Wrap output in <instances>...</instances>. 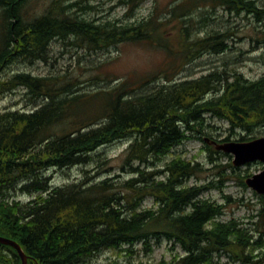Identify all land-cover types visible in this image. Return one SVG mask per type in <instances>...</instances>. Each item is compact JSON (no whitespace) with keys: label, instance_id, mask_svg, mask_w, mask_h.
<instances>
[{"label":"trees","instance_id":"1","mask_svg":"<svg viewBox=\"0 0 264 264\" xmlns=\"http://www.w3.org/2000/svg\"><path fill=\"white\" fill-rule=\"evenodd\" d=\"M31 1L40 5L39 14L25 11ZM85 1L0 0V96L20 86L46 100L29 113L9 109L0 113V236L21 247L27 264H84L101 252L126 251L138 243L150 251V244L162 239L173 242L171 250L178 245L183 255L153 264H215L214 257L226 253L233 263L264 264V249L259 260H249L245 253L253 238L249 230L238 227L234 219L217 220L225 205L200 199L206 187L186 185L198 164L180 156L163 161L171 149L207 134V113L225 121L230 134L239 129L249 135L264 127V74L248 80L239 72L215 69L199 78L175 79L199 55L225 52L229 35L213 31L192 37L190 26L198 20L188 18L187 25L177 26L176 56L170 65L136 80L105 75V86L91 91L75 88L76 77L65 82L26 73L4 77L9 63L45 60L56 39L87 48L97 47L96 41L99 46L126 42L130 36L135 41L152 39V20L123 27L118 40L107 26L80 21L76 11L84 10ZM217 6L264 19V9L253 0H184L181 13L175 14L174 6L164 18ZM158 81L162 82L142 90ZM122 141L128 145L118 168L132 173L123 186L115 185L111 177L98 182L86 177L61 187L47 184L45 170L73 161L100 167L107 159L97 150ZM211 151L218 153L214 147ZM47 187L52 189L47 192ZM12 191L40 194L22 202L9 199ZM148 198L152 206L142 207ZM258 216L259 223L264 222L262 209ZM263 233L259 231L255 241L260 248ZM0 264H21V259L13 247L0 243Z\"/></svg>","mask_w":264,"mask_h":264},{"label":"rangeland","instance_id":"2","mask_svg":"<svg viewBox=\"0 0 264 264\" xmlns=\"http://www.w3.org/2000/svg\"><path fill=\"white\" fill-rule=\"evenodd\" d=\"M184 0H87L82 4L84 10L76 11L79 15L98 20L99 24L106 21L116 25L138 26L146 25L152 20L151 40H132L130 42H117L109 47L97 46L89 49L81 45L75 46L72 40L56 39L51 41L47 59L44 62L15 63L7 68L4 77L14 72H26L34 76L56 77L57 82H65L68 77H76L80 83V91H91L97 86H105L102 76L109 75L111 80L116 78H130L136 80L144 76H151L160 67L170 65L176 56L174 48L177 47V26L187 25L186 20L193 18L198 20L196 25L190 26L192 37H203L207 33L217 31L226 33V43L229 48L220 54L204 53L187 63L175 76L177 81L195 79L202 74L215 69L225 70L227 73L239 72L246 78L257 79L264 74V19L259 20L253 13L245 10H230L223 6L215 9L199 7L191 15L169 17L170 9L176 6L175 14L181 13L180 8ZM249 1V0H246ZM259 9H264V0H253ZM40 5L29 2L25 11L38 14ZM73 10V9H72ZM172 15H174L172 13ZM164 22L163 26L158 22ZM128 27V26H127ZM147 28V27H146ZM149 30V28H147ZM133 35V34H131ZM74 41V39H73ZM159 44H167L168 48ZM170 56V57H169ZM98 76V77H97ZM99 78V79H96ZM92 82L97 83L92 84ZM162 81L154 82L145 88ZM143 88L142 90H144ZM31 93L23 87H17L13 92L6 93L0 98V111L8 108L30 110L41 103L38 99L32 103ZM207 133L200 138H191L173 149L166 160L180 156L185 160L197 163L198 171L195 176L187 180L188 186L206 187L200 194V199L224 204L223 211L217 220L227 222L236 220L237 226L252 234L251 245L246 249L249 260H259V254L264 249V233L260 236L263 247L255 244L259 240V231H264V222L259 223V213L264 211V196L258 195L245 184L247 178L263 171L264 164L252 162L243 166H234V156L228 153H213V141L218 143L239 142L245 143L256 138L264 137V127L253 129L249 135L237 133L232 135L228 131V124L217 118H206ZM251 138L240 140L241 137ZM229 137L228 141H223ZM204 139V140H203ZM128 141H122L104 146L97 150L107 161L102 168L111 167L112 174L124 179L126 176L118 169L121 156L127 147ZM210 146L211 148H208ZM165 160V161H166ZM86 171V172H85ZM99 171L94 165L73 167L68 170L51 171L47 173L51 178V184L61 185L67 182L79 181L84 176H94ZM246 185V184H245ZM13 196L22 201H28L29 195L21 192L13 193ZM153 202L146 199L143 206L150 207ZM154 206V205H153ZM258 216V217H257ZM262 229L257 230V226ZM153 243V241H152ZM173 242L162 239L159 243L150 244L151 252L142 247L140 243L126 251L108 250L92 257L84 264H153L161 260L169 262L178 255H183V250ZM215 264H239L233 263L229 255L223 254L214 257Z\"/></svg>","mask_w":264,"mask_h":264},{"label":"bare ground","instance_id":"3","mask_svg":"<svg viewBox=\"0 0 264 264\" xmlns=\"http://www.w3.org/2000/svg\"><path fill=\"white\" fill-rule=\"evenodd\" d=\"M87 1V0H86ZM85 1V2H86ZM74 6H76V7H82L80 4H76V5H74ZM86 7V6H85ZM73 8V10H75V8L74 7H72ZM230 10H232V9H230ZM233 10H235V9H233ZM78 14V13H77ZM77 19H79L80 21H83V22H86V24H89V25H91L92 27H96V26H104V27H106L107 26V28L116 36V38H117V40H118V34H120V32L122 31V28L123 27H133V26H130V25H120V26H118V25H116L114 22H111V21H106V22H104V23H102V24H99L98 22H96V21H98V20H95V19H93V18H88V16L87 17H85L84 15H79V17L77 18ZM138 26H141V24H139ZM134 27H137V26H134ZM141 31H139V33H140ZM120 37H121V40H122V36L121 35H119ZM130 40H135L134 38H132L131 36L128 38V40H125L126 42H130ZM122 42V41H121ZM95 45H99L98 43H97V41L94 43ZM107 44H105L104 46H103V48H106V47H109L111 44H108L107 46H106ZM89 49H96V47L95 48H89ZM47 59V58H46ZM46 59L45 60H40V59H37L36 60V62H44V61H46ZM15 63H27V61H15L13 64H15ZM33 63V62H32ZM12 65V63H9V64H7L5 67H4V70H7V68H9L10 66ZM210 72V71H209ZM209 72H207V73H205V74H202L201 76H204V75H207ZM4 73H5V71H4ZM17 73H26V72H14L12 75H15V74H17ZM26 74H29V73H26ZM30 76H32L31 74H29ZM263 75V74H262ZM34 76V75H33ZM201 76H199V77H201ZM39 77H45V76H39ZM199 77H197V78H199ZM68 78H70V77H68ZM68 78H66V79H68ZM72 78H74V77H72ZM244 78L245 79H248V80H253V79H249V78H246L245 76H244ZM79 83H80V81H79ZM79 83H78V85H79ZM79 87V86H78ZM16 88H14V89H12V91H10L9 93H11V92H13L14 90H15ZM144 90H146V88L144 89ZM81 92V91H80ZM6 94V93H5ZM2 96L4 95V94H1ZM2 96H0V98L2 97ZM38 99L39 100H41V103L40 104H38V105H36L34 108H32V109H30V110H25V109H18V108H8L9 110H12V111H16V110H18V111H20V112H27V113H29V112H32L33 110L35 111V110H37V109H39L42 105H44L45 103H46V100H45V98L44 97H35L34 95H32L31 94V101H32V103H35L36 101H38ZM8 109H4V110H2V111H0V113L1 112H4L5 110H8ZM204 117H205V122H206V118H217L216 116H214V115H211L210 113H207L206 115H204ZM237 133H239V134H241V133H244L245 135L246 134H248L247 132H243V131H240L239 129H236V131L232 134V135H236ZM181 145V144H180ZM180 145H178V146H180ZM178 146H176L175 148H177ZM175 148H173V149H175ZM173 149H171L170 150V153H168L165 157H164V159H163V161H165L166 160V158L171 154V152L173 151ZM101 155V154H100ZM101 157L102 158H104L102 155H101ZM105 159V158H104ZM162 164V163H161ZM90 165H94L95 167H96V169H99V171H97V172H95V175L94 176H84V178H82L81 180H79V181H72V182H75V183H78V182H80V181H82V180H84L86 177L88 178V177H90V178H92L93 179V181H95V182H98V181H100V180H103L104 178H106V177H111V179H113V180H115L116 182H115V185H117V186H120V185H122L123 186V184L127 181V180H129V179H131L132 178V173H127V172H124V171H122L121 169H119L121 172H123L126 176H124L125 178L124 179H119V175L118 176H116V175H114V174H112V168L111 167H108V168H102L104 165H105V163L102 165V166H100V167H97V165L95 164V163H93V162H91L90 163ZM78 166H85V164H76V162L75 161H73V162H70V163H67L66 165H64V167H60L59 166V168H57V169H55V168H49V169H47V170H45V175L49 178V182L47 181V184L48 185H52L51 184V178H50V176L47 174V173H50L51 171H56V170H60V171H62V170H68V169H70V168H73V167H78ZM162 167H158V169H161ZM86 172V171H85ZM72 182H67V183H64V184H61V185H55V186H53V187H61V186H64L65 184H69V183H72ZM23 183V182H22ZM27 184V183H26ZM48 188V187H47ZM52 189V187L51 188H48V191L47 192H49L50 190ZM17 192H21V193H23V194H27V195H29V197H30V199L29 200H31V199H33V198H36V197H34V196H37V195H39L40 194V192L39 191H32V192H22V191H12L11 192V194H10V196H9V199L10 200H12V199H16L14 196H13V193L15 194V193H17ZM43 197H46V196H43ZM6 199V198H5ZM16 200H18V199H16ZM19 201H22V200H19ZM22 202H26V201H22ZM143 204H144V202L142 203V207H143ZM192 208H190L189 210H191Z\"/></svg>","mask_w":264,"mask_h":264},{"label":"water","instance_id":"4","mask_svg":"<svg viewBox=\"0 0 264 264\" xmlns=\"http://www.w3.org/2000/svg\"><path fill=\"white\" fill-rule=\"evenodd\" d=\"M215 147L217 150L232 154L234 166H242L253 161L264 163V137L245 143H226ZM246 185L257 194L264 195V169L259 174L247 178ZM0 243L13 247L21 259V264H27V257L16 242L0 236Z\"/></svg>","mask_w":264,"mask_h":264}]
</instances>
